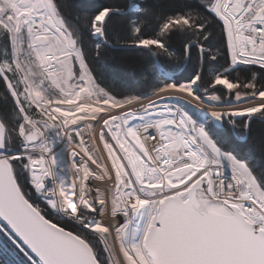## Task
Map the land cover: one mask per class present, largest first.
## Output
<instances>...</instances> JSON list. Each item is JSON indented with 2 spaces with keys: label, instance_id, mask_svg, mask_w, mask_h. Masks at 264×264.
Returning a JSON list of instances; mask_svg holds the SVG:
<instances>
[{
  "label": "snow or ice",
  "instance_id": "1",
  "mask_svg": "<svg viewBox=\"0 0 264 264\" xmlns=\"http://www.w3.org/2000/svg\"><path fill=\"white\" fill-rule=\"evenodd\" d=\"M122 15L119 6L101 5L69 23L56 0H0V41L6 52L0 84L6 85L15 115L12 121L0 115V264H105L95 241L106 242L113 233L118 258L107 264H264V166L258 175L232 142L247 138L254 118L264 123V82H233L216 74L210 84L223 85L237 105L249 106L214 112L211 121L197 122L179 100L174 107L170 95L150 101L142 112L131 111L146 97L130 93L120 99L101 87L84 48L86 39H106ZM128 21L132 47L151 53L155 45L168 52L165 39L179 36L186 58L195 50L214 62L212 41L219 28L230 57L224 73L253 71L248 66L264 70V0H185L162 21L158 38L143 36L139 17ZM69 60L80 64L79 82ZM202 80L203 68L183 83H165L154 94L186 92L198 99ZM33 106L39 118L30 111ZM78 121L100 125V141L114 171L110 211L122 222L97 219L108 211L109 201L99 195L92 199L86 182L105 175L111 181L112 173L83 137L79 147L101 172L83 159L78 163L73 151L71 183L66 165L58 164L45 142L55 129L73 143L72 133L82 127ZM229 165L230 179L222 171ZM21 176L57 217L74 221L76 230L47 218L30 202ZM104 251L112 255L107 247Z\"/></svg>",
  "mask_w": 264,
  "mask_h": 264
},
{
  "label": "trees",
  "instance_id": "2",
  "mask_svg": "<svg viewBox=\"0 0 264 264\" xmlns=\"http://www.w3.org/2000/svg\"><path fill=\"white\" fill-rule=\"evenodd\" d=\"M56 2L64 8V15L68 18L69 23H73L77 16L83 18L91 14L101 5L119 6L121 9L123 15L110 25L106 39L99 41L86 39L84 41L87 63L94 73L93 78L101 87L115 93L117 98L123 99L126 94L130 93H140L142 96L154 93L158 87H161L163 79L171 83H183L199 72L201 68H203V80L198 82L199 91L208 88L209 93L221 99L227 96V92L222 87L209 83V81L214 82L216 74H223L233 82L237 80L251 81L253 78L257 82H264V70L259 69L258 66H248L253 71L236 70L224 73V66L230 64V57L227 54L226 44L221 42L219 28L215 29L216 38L212 41L213 47L211 48V51L217 56L216 62L199 57L195 50H193L191 58H186L184 41L179 36L165 39L169 48L168 52L156 49L155 45L150 46L153 49L151 53L147 49L131 46L129 41L135 37L129 31V17L133 20L139 17L145 38H158L157 33L162 26V21L176 12L177 6L185 0H56ZM67 3L73 4V7L66 8ZM131 4L135 5V8H130ZM97 43H99V49H97ZM5 55L4 42L0 41V60H3ZM234 92L235 90H233ZM6 93V85L0 84V115H3L8 121H12L15 119L12 110L13 104L6 98ZM30 111L35 112V109L32 108ZM232 142L238 145L237 155L241 158L246 157L259 175L262 166H264V123L254 118L251 132L247 138L235 137L232 138ZM13 163L19 165V161ZM18 171L20 170L18 169ZM19 182L22 190L32 198L30 202H35L43 209L47 218L53 219L67 229L76 230L73 225L65 223L64 220L53 215L47 209L40 198L34 194L30 183L24 176L20 177ZM49 213L51 216L48 215ZM95 243L107 264L109 259L101 243L99 241H95Z\"/></svg>",
  "mask_w": 264,
  "mask_h": 264
},
{
  "label": "built area",
  "instance_id": "3",
  "mask_svg": "<svg viewBox=\"0 0 264 264\" xmlns=\"http://www.w3.org/2000/svg\"><path fill=\"white\" fill-rule=\"evenodd\" d=\"M134 105H136L134 103ZM134 105L129 109L132 111L142 112L141 109L136 110ZM175 107V105H173ZM113 111H119V110H113ZM80 114H77L79 116ZM139 122V121H135ZM102 123V122H101ZM78 124L82 125L80 128L79 134L76 132L72 133L73 136V143H69L67 137L61 133L60 135L56 134V131L51 129V134L46 137V143L52 148L53 153L57 157V162L61 166L66 165L67 170V181L71 183L75 176V170L72 168V158L70 156V153L75 151L78 153L75 157L76 161L79 163L81 159L88 162L90 168L97 173L101 172V169L97 168L95 164H92L91 161L87 160V157L84 156L83 150L79 147L81 144V137H83V143L87 145L89 149H91L92 155L95 156V158L100 162V164L105 165L106 168L111 171L112 173V180L110 181L108 177L105 175L103 180H96L95 178L90 179L86 182V184L89 187L90 190V197L92 199H96V197L99 195L100 197H106L109 201L108 203V211L106 213H101L97 216V219H99L104 224H113L117 221L123 220L122 216H116L113 217L110 209H111V198L114 194V171L111 170V162L108 160V153L103 148V143L100 141V125L95 124V121H78ZM95 125V127H93ZM75 127V126H72ZM109 141H111V137H106ZM114 143V142H113ZM38 154V152H37ZM49 162H51V157H49ZM225 165H227L226 162H224ZM222 171L225 175V177L229 178L231 177V167L226 166L222 168ZM58 174L63 176L64 173L60 172L58 169ZM80 176H83V173H80ZM50 183V181L48 182ZM30 186L34 192V194L37 196V193L35 189L32 187L31 183ZM67 191L71 193L73 190L71 188H68ZM38 197V196H37ZM39 198V197H38ZM70 199L74 198L71 195L69 196ZM40 200L45 204L47 209L56 216L54 210H52L44 201L42 198ZM97 207H100V205L97 203ZM71 210L69 209V212ZM61 219V218H60ZM62 220L66 221L67 218H63ZM68 223L71 225L74 224V221L67 220ZM135 223V222H134ZM115 233H113L112 236H109L108 240L106 242H100L102 247L105 249L107 247L109 249V246L113 249L117 248V244H119L118 241L114 239ZM117 250V249H116ZM110 256V255H108Z\"/></svg>",
  "mask_w": 264,
  "mask_h": 264
},
{
  "label": "rangeland",
  "instance_id": "4",
  "mask_svg": "<svg viewBox=\"0 0 264 264\" xmlns=\"http://www.w3.org/2000/svg\"><path fill=\"white\" fill-rule=\"evenodd\" d=\"M130 6H131L130 8H135V5L133 6L131 4ZM69 64L73 68V72H74L75 76L77 77V82H79L78 81V77H79V74H80V64H79V62H76L75 64H72L71 60H69ZM161 83H162L161 87H163L165 85V83L173 84V83H171L169 81H166L165 79H163L161 81ZM213 86L222 87L227 92V96L224 99H221V98H219L218 96H216L214 94L206 92L205 90L199 91V88L197 89V95L199 97L198 99L188 96V94L186 92L185 93H177L175 91H170L167 94L161 93L160 95H155L154 93H151V94H148V95L144 96L146 98H143L140 101L136 102L135 103L136 105H134V107L136 108V110L141 109L143 111V108L150 101H156V100H159L162 96L170 95L171 98H172L170 103H172V105L177 106L176 105V101L179 100L180 103L185 106V109L187 110V112L189 114L193 115V117L195 119H197V122H199L200 119H206L208 121H211L212 120V115H209L207 112L199 109L196 105L193 104V102L191 101L192 99H195L197 101H202V100H206L207 99V100H210L213 105L218 106L219 108H222V109L228 108V107H248L249 106L248 104L237 105L236 104V99H237L236 96L233 94V96L229 97V94H228L229 90L224 88L223 85H214L213 84ZM21 99H23V98L21 97ZM33 109H35L34 106H33ZM132 111H133V109H132ZM35 112H36V114L38 115V118H39L38 110L35 109ZM216 112L226 113L228 111L227 110H217ZM225 119H227V117H225ZM53 130H55V129H53ZM50 134H51V129L49 130L47 136H49ZM225 162L227 163V161H225ZM132 227H135V223H133ZM109 250H111L112 255L108 256L109 253L106 252L107 257H108L109 260H112L114 262L118 258L117 257L118 251L116 250V248L113 249L110 246H109Z\"/></svg>",
  "mask_w": 264,
  "mask_h": 264
},
{
  "label": "bare ground",
  "instance_id": "5",
  "mask_svg": "<svg viewBox=\"0 0 264 264\" xmlns=\"http://www.w3.org/2000/svg\"><path fill=\"white\" fill-rule=\"evenodd\" d=\"M168 79V77H167ZM189 99V98H188ZM190 100V99H189ZM193 102L194 105H196L199 109L207 112L209 115H212V113L216 112L217 110H227V111H231L233 108L236 107H228V108H219L218 106H215L211 103L210 100H202V101H197L195 99L191 100ZM117 251L119 252V244H117Z\"/></svg>",
  "mask_w": 264,
  "mask_h": 264
},
{
  "label": "water",
  "instance_id": "6",
  "mask_svg": "<svg viewBox=\"0 0 264 264\" xmlns=\"http://www.w3.org/2000/svg\"><path fill=\"white\" fill-rule=\"evenodd\" d=\"M207 92H210V91H207Z\"/></svg>",
  "mask_w": 264,
  "mask_h": 264
}]
</instances>
